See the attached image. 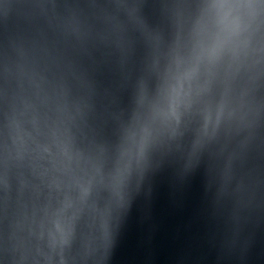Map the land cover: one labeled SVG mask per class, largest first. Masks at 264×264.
I'll return each instance as SVG.
<instances>
[{
	"label": "water",
	"instance_id": "water-1",
	"mask_svg": "<svg viewBox=\"0 0 264 264\" xmlns=\"http://www.w3.org/2000/svg\"><path fill=\"white\" fill-rule=\"evenodd\" d=\"M0 264H264V0H0Z\"/></svg>",
	"mask_w": 264,
	"mask_h": 264
}]
</instances>
